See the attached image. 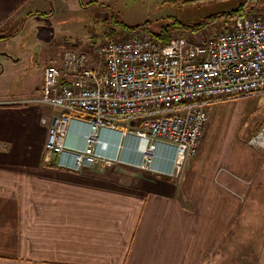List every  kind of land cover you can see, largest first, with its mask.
Here are the masks:
<instances>
[{"label":"crops","instance_id":"crops-1","mask_svg":"<svg viewBox=\"0 0 264 264\" xmlns=\"http://www.w3.org/2000/svg\"><path fill=\"white\" fill-rule=\"evenodd\" d=\"M54 1L0 0V29L26 18L8 41ZM0 52L2 79L13 61ZM37 89L0 96V264H202L241 207L234 187L254 180L261 165V151L248 141L264 111L250 120L238 101L209 106L198 153L177 177L139 168L133 136L119 161L75 172L58 169L46 151L57 111L38 102ZM173 157L171 146H161L154 167L170 171Z\"/></svg>","mask_w":264,"mask_h":264},{"label":"built area","instance_id":"built-area-1","mask_svg":"<svg viewBox=\"0 0 264 264\" xmlns=\"http://www.w3.org/2000/svg\"><path fill=\"white\" fill-rule=\"evenodd\" d=\"M121 36L103 39L94 53L67 51L44 69L38 102L57 111L45 147L58 169L111 165L133 136L139 168L177 177L198 153L209 106L264 95L263 12L247 9L227 30L186 33L165 45L141 31ZM248 144L264 151V119ZM165 145L174 149L168 172L154 167Z\"/></svg>","mask_w":264,"mask_h":264},{"label":"rangeland","instance_id":"rangeland-1","mask_svg":"<svg viewBox=\"0 0 264 264\" xmlns=\"http://www.w3.org/2000/svg\"><path fill=\"white\" fill-rule=\"evenodd\" d=\"M241 1L82 0L84 4L94 2L104 6L84 8L78 0H55L51 17L33 16L26 24L24 35L0 43V48L8 52L13 61L0 79V96L26 92L34 96V88H38L39 95L46 62H61L67 51L94 53L111 31L118 32L115 38L123 37L117 23L110 20L112 11L126 25L144 24L148 30L157 32L163 25L175 21L192 24L206 16L232 10ZM253 11L264 13V8H254ZM221 31L210 30L212 34ZM19 59L21 61L17 63ZM235 101L248 106L250 120L260 117L264 111V95L221 103ZM43 107L52 109L48 105ZM261 154V165L254 180L234 187L242 195L241 207L229 230L202 264H264V151Z\"/></svg>","mask_w":264,"mask_h":264},{"label":"trees","instance_id":"trees-1","mask_svg":"<svg viewBox=\"0 0 264 264\" xmlns=\"http://www.w3.org/2000/svg\"><path fill=\"white\" fill-rule=\"evenodd\" d=\"M78 2L80 6L84 8H89L92 6H103L101 4H97L94 2H89L87 4H84L82 0H78ZM254 8L257 9L264 8V0H242L240 4L232 10L206 16L200 19L198 22L192 24H187V23L185 24L175 21L173 23H170L169 25L167 24L163 25V27L157 32L148 30L144 24L126 25L122 20H119L118 16L113 11L111 12L110 20L111 21L114 20L115 23H117L118 30L121 33L123 31H126L128 33H134L137 31L145 32L159 43L165 45L168 44L173 38L177 37L180 34L183 35L186 33H194L202 30H209V31L212 30L213 32H217L219 30H227L232 26L233 22L237 18H240L245 15V11L247 9L253 10ZM53 13H54V9L53 6L51 5L50 11L43 15L50 17L52 16ZM25 22H26V18L22 19L20 25L15 27L13 30H11V28H8L11 26L10 25L11 23L9 22L7 26L0 29V40H8L16 36L24 28ZM173 30H180L181 32H179L180 34H178ZM115 34H118V32L117 31L108 32L109 35L108 38L114 37Z\"/></svg>","mask_w":264,"mask_h":264}]
</instances>
